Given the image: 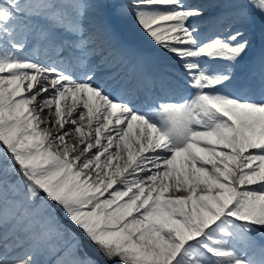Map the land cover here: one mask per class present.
I'll list each match as a JSON object with an SVG mask.
<instances>
[{
  "label": "snow or ice",
  "instance_id": "obj_1",
  "mask_svg": "<svg viewBox=\"0 0 264 264\" xmlns=\"http://www.w3.org/2000/svg\"><path fill=\"white\" fill-rule=\"evenodd\" d=\"M0 264H264V0H0Z\"/></svg>",
  "mask_w": 264,
  "mask_h": 264
},
{
  "label": "bare ground",
  "instance_id": "obj_2",
  "mask_svg": "<svg viewBox=\"0 0 264 264\" xmlns=\"http://www.w3.org/2000/svg\"><path fill=\"white\" fill-rule=\"evenodd\" d=\"M193 2H207V0H193ZM128 38V40L126 41V44L129 45L130 49H132L133 51H135L136 53H144V46H142V43L145 45V42H149L147 41L146 38H144L141 34H136V33H128L125 34ZM124 36V37H126ZM259 46V45H257ZM149 50V49H146ZM247 64H245L244 70L247 69ZM117 71H120V73H122L121 71H123V73H125L124 68L122 66H120V68L118 67ZM247 71V70H246ZM235 90V89H234ZM48 258V256L44 257V260H46Z\"/></svg>",
  "mask_w": 264,
  "mask_h": 264
},
{
  "label": "rangeland",
  "instance_id": "obj_3",
  "mask_svg": "<svg viewBox=\"0 0 264 264\" xmlns=\"http://www.w3.org/2000/svg\"><path fill=\"white\" fill-rule=\"evenodd\" d=\"M127 39V38H126ZM257 239H259V237H257ZM49 259V257L45 260V261H47Z\"/></svg>",
  "mask_w": 264,
  "mask_h": 264
}]
</instances>
